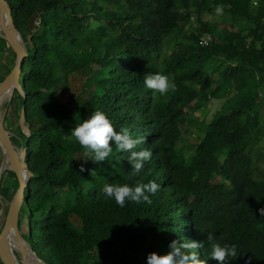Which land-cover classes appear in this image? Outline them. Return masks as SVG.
Wrapping results in <instances>:
<instances>
[{"label": "trees", "instance_id": "trees-1", "mask_svg": "<svg viewBox=\"0 0 264 264\" xmlns=\"http://www.w3.org/2000/svg\"><path fill=\"white\" fill-rule=\"evenodd\" d=\"M8 1L28 49L21 90L14 89L5 119L14 118L8 126H17L33 173L19 219L33 251L49 264H146L149 253H167L170 242L185 238L202 243L196 251L203 259L212 234L241 250L224 264H264V217L257 211L264 207V174L253 153L264 107V0ZM217 9L221 27L203 17ZM206 34L211 40L203 44ZM154 72L175 90L147 89L144 78ZM210 99L219 108L208 122L194 120L188 110ZM23 108L29 135L19 124ZM95 110L114 131L126 127L142 140L137 150L153 152L138 176L111 140L108 160H83L69 134ZM189 124L203 134L187 152L180 142ZM6 174L18 186L5 170V197ZM148 181L160 185L151 204L121 208L101 191L105 183Z\"/></svg>", "mask_w": 264, "mask_h": 264}, {"label": "clouds", "instance_id": "clouds-1", "mask_svg": "<svg viewBox=\"0 0 264 264\" xmlns=\"http://www.w3.org/2000/svg\"><path fill=\"white\" fill-rule=\"evenodd\" d=\"M217 11L221 10L217 9ZM95 26L93 25V27ZM144 85L147 89L159 92L161 95L170 90H175V84L162 73L154 72L145 76ZM69 135L84 149L86 155V158H83L84 161L88 159L92 162L108 160L113 153V145L110 146L109 141H113L116 151L128 153L127 161L131 165V172L134 176L141 173L145 162L153 156V152L148 148L137 150V145L141 144L142 140L134 138L128 128L114 131L111 120L101 110L92 111L89 117L75 123ZM84 171V165L81 164L79 172ZM91 174L95 175V170H91ZM159 188L160 185L154 181L137 183L134 186L105 183L101 191L106 199L114 201L117 206L123 208L126 206V202L151 204L150 194L154 195ZM257 211L261 217H264V207L259 208ZM207 240L210 244V252L207 258H200L196 251L198 248L203 247L202 243L198 244L195 241L183 238L179 242L176 240L170 242V250L167 253H149L146 256V264H207L209 258L217 261V264H224L226 258L234 260L241 255V250L233 243L225 242L221 244L213 239L212 234L207 236Z\"/></svg>", "mask_w": 264, "mask_h": 264}, {"label": "water", "instance_id": "water-1", "mask_svg": "<svg viewBox=\"0 0 264 264\" xmlns=\"http://www.w3.org/2000/svg\"><path fill=\"white\" fill-rule=\"evenodd\" d=\"M0 37L8 42L15 50L16 58L9 73L0 81V95L6 90H21L19 81L21 67L28 55L26 42L14 23L12 10L8 0H0ZM13 94V92H12ZM5 109L0 110V148L4 162L0 167V179L5 170H11L18 179V186L13 193L8 207L3 200L4 195L0 192V253L4 264H49L40 258L32 249L30 242L24 239L20 231V209L24 201L25 189L30 183L33 173L26 162V148L17 149L11 139L10 131L4 124ZM20 127L24 128L26 135L30 134L26 122L25 109L19 119ZM17 242L18 247H12L11 240ZM32 255V258L29 257Z\"/></svg>", "mask_w": 264, "mask_h": 264}, {"label": "rangeland", "instance_id": "rangeland-1", "mask_svg": "<svg viewBox=\"0 0 264 264\" xmlns=\"http://www.w3.org/2000/svg\"><path fill=\"white\" fill-rule=\"evenodd\" d=\"M222 13L219 11H215L214 14L211 13H205L203 14V17L207 18L208 20H214L218 23V26L221 27L224 25V23L222 21H224L222 19ZM96 22L93 23V25H95ZM10 45L8 44L7 41H5L3 38L0 37V79L3 77V75L5 74L6 70L11 67L14 62H15V58L16 55L13 53L12 49H10L9 47ZM212 66L215 65V60L212 62L211 64ZM261 101H262V105H264V85L262 86V90H261ZM10 102V101H9ZM9 102L4 106L5 109V116L7 113V109L9 106ZM220 106V102L216 101L214 99H210V101H208L207 103H205V105H203L202 107L196 108V107H191L188 110L189 115L192 116V118L196 121H201L205 118V121L208 122L209 119L212 117V115L214 114L215 110L217 108H219ZM261 118H262V126L258 131V138H256L254 140L253 143V153H254V162L256 164V167L264 174V107L261 108ZM14 119V118H13ZM13 119L11 118H6L4 119V124L6 126V128L10 131L11 134V138H13V144L16 148H22L21 145V135L18 131V128L16 125L12 126H8V124L13 123ZM189 129L190 132L185 133V139H183L180 142V146H186L188 148H183V150H187V152H190L191 149V144L194 142V135H202L203 132L199 129H197L195 132V126L192 124H189ZM21 128V127H20ZM23 127L21 128V131L23 132ZM24 133V132H23ZM25 134V133H24ZM189 154V153H187ZM4 163V157L2 154V150L0 148V167L3 165ZM260 174V172L256 171V174ZM6 180H5V186L6 188H8V196H4L3 200L5 202V205L7 207V204H9V201L11 200V197L15 191V187H13L12 185V180H13V176L10 174H6ZM220 178L215 176L212 179V182H219ZM0 192H1V179H0ZM21 234L23 235L25 240H28V242H30V237L28 235V231H27V227H26V221L25 218H22L21 220Z\"/></svg>", "mask_w": 264, "mask_h": 264}, {"label": "bare ground", "instance_id": "bare-ground-1", "mask_svg": "<svg viewBox=\"0 0 264 264\" xmlns=\"http://www.w3.org/2000/svg\"><path fill=\"white\" fill-rule=\"evenodd\" d=\"M12 90L6 89L1 95H0V110L4 108V106L10 101L12 97ZM18 149V148H17ZM5 164V162L3 163ZM12 247H18L17 242L15 240H11ZM29 257L32 258V255L29 254Z\"/></svg>", "mask_w": 264, "mask_h": 264}, {"label": "built area", "instance_id": "built-area-1", "mask_svg": "<svg viewBox=\"0 0 264 264\" xmlns=\"http://www.w3.org/2000/svg\"><path fill=\"white\" fill-rule=\"evenodd\" d=\"M211 40L210 35L206 34L203 38H202V42L203 44H207L209 41Z\"/></svg>", "mask_w": 264, "mask_h": 264}]
</instances>
